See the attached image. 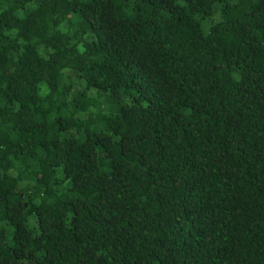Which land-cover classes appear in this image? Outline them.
Masks as SVG:
<instances>
[{"label": "trees", "instance_id": "1", "mask_svg": "<svg viewBox=\"0 0 264 264\" xmlns=\"http://www.w3.org/2000/svg\"><path fill=\"white\" fill-rule=\"evenodd\" d=\"M0 264H264V0H0Z\"/></svg>", "mask_w": 264, "mask_h": 264}, {"label": "rangeland", "instance_id": "2", "mask_svg": "<svg viewBox=\"0 0 264 264\" xmlns=\"http://www.w3.org/2000/svg\"><path fill=\"white\" fill-rule=\"evenodd\" d=\"M11 240V235L9 236V240L8 241H10Z\"/></svg>", "mask_w": 264, "mask_h": 264}]
</instances>
